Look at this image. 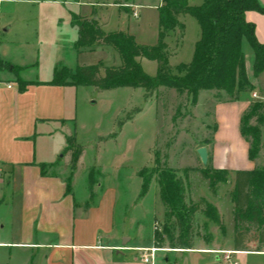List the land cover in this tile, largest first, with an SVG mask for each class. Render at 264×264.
I'll return each instance as SVG.
<instances>
[{
    "label": "crops",
    "instance_id": "crops-1",
    "mask_svg": "<svg viewBox=\"0 0 264 264\" xmlns=\"http://www.w3.org/2000/svg\"><path fill=\"white\" fill-rule=\"evenodd\" d=\"M11 1L21 3L24 0ZM115 1L94 0L87 3L91 9L82 13L80 0H42L36 4L48 6L51 10L12 12L6 16L5 23L0 21V32L4 33L3 39L0 33V264H143L138 250L154 248L153 225L151 236L146 241L132 242L128 239L127 245V241L121 244L124 233L113 231L116 202L113 196H106L108 188L104 192L101 190L102 196H106L104 202L98 200L95 203L98 195L93 186V200L89 201L88 173L92 167L83 172L86 192L76 199L75 180L84 154L75 171L71 172L69 154H64L66 149L61 151L59 148L62 128L72 123L76 126L79 93L85 94L83 91L91 87L50 84L55 66L62 64L73 72L78 67L97 64L117 67L121 63L118 54L110 47L77 50L78 30L72 24L71 16L89 20L96 18L104 32L127 33L139 43L132 29L145 26V20L151 19L150 11H156L158 18L162 4V0H127L120 6ZM24 2L29 4L27 0ZM258 2L264 6V0ZM188 4L195 6L190 0ZM111 16L116 18L115 27L110 25ZM182 16L185 15L179 17L181 23ZM245 20L254 24L256 39L264 44V15L249 11L245 13ZM175 33L177 31L168 37ZM168 37L165 43L173 51L169 64L176 49L167 43ZM243 45L247 49L245 42ZM92 54L99 55L100 59L92 60L88 56ZM103 58L111 64L103 63ZM136 61L143 71L144 66L152 62L142 58ZM180 64H169V67L174 69ZM156 69L149 76H155ZM250 80L256 88H261L256 79ZM199 95L200 92L197 100ZM144 105L154 111L155 119L154 107L149 103ZM228 108L233 111L227 113ZM247 109L246 100L242 103L241 100L218 103L214 110L215 130L208 145H204L208 168L228 172L225 184L230 186L229 197L223 204L218 187L215 194L208 195L209 187L203 180L205 195L196 199L202 198L216 208L223 231L203 218L207 237L197 235L189 250L158 249L155 264L162 261L158 253H163V257L172 253L191 255L197 258V264H223V255L219 252H233L232 258L243 255L260 257V260L254 258L252 264H264V249L258 253L235 252L233 249L235 172L264 168L258 159H248V145L240 134V120ZM143 110L125 122L110 143L117 144L120 139L135 142L138 136L129 131L134 130L135 118ZM227 121L231 124L233 141L241 146L240 157L225 148L230 144L220 143L226 139L222 131ZM64 137L68 138L66 134ZM93 168L97 170L95 166ZM100 176L104 180L102 173ZM188 199V202L196 201L193 196ZM161 208L164 210L162 205ZM225 217L229 218V227ZM164 261L166 264L167 259Z\"/></svg>",
    "mask_w": 264,
    "mask_h": 264
},
{
    "label": "trees",
    "instance_id": "trees-1",
    "mask_svg": "<svg viewBox=\"0 0 264 264\" xmlns=\"http://www.w3.org/2000/svg\"><path fill=\"white\" fill-rule=\"evenodd\" d=\"M189 0H162L158 9V41L154 46L138 45L134 38L123 32L106 33L94 19H82L71 16V22L78 30L77 50L94 46L112 48L119 56L120 65L105 67L102 64L78 67L70 72L62 64H57L50 82L57 86L92 87L99 91L119 88L144 90L147 99L160 88L175 90L179 95L189 98L191 104L197 102L201 91L223 92L232 100L249 91H264L256 88L246 71L244 42L252 53V77L264 73V44L255 36V26L245 20L249 11L264 15V6L258 0H204L199 6H190ZM127 0H116L123 6ZM181 15L193 18L200 29L195 43L192 59L188 64H180L174 69L169 67L168 59L172 52L165 43L169 34L177 31L176 48L183 38L184 25L179 21ZM142 58L156 63V75L149 76L136 61ZM0 67L2 63L0 62ZM235 100V101H236ZM254 104L264 103L253 100ZM257 106L245 113L240 120V134L249 143L248 159L255 160L264 140V114L257 119L256 126H249L248 120L257 110ZM139 112L138 109L134 113ZM131 119L127 116L122 125ZM116 133L108 138H115ZM263 136V138H262ZM64 154L70 156V171L76 169L83 155L81 147L73 137L66 139ZM201 176L208 182L212 193L219 184H225L228 178L226 170L203 169ZM178 171L161 168L158 165L143 168L137 176L141 179L138 199L146 196L153 179L159 188V199L165 210L166 223L160 233L156 225L153 228V245L157 249L189 250L194 243L193 221L200 213L208 223L223 231L218 212L214 206L202 200L199 204L186 203L185 180L177 176ZM186 180H187V174ZM90 199L93 200V169L88 173ZM233 249L235 252H261L264 246V168L251 172H235L234 190ZM175 231V232H174ZM176 233V234H175Z\"/></svg>",
    "mask_w": 264,
    "mask_h": 264
},
{
    "label": "rangeland",
    "instance_id": "rangeland-1",
    "mask_svg": "<svg viewBox=\"0 0 264 264\" xmlns=\"http://www.w3.org/2000/svg\"><path fill=\"white\" fill-rule=\"evenodd\" d=\"M24 1L21 3H16V1L14 3L11 0L0 1L1 23H5L6 16L12 12L27 11L36 13L41 10H51L48 6L38 5L42 0H27L29 4ZM93 1L80 0L82 3L80 6L82 13L91 9V6H88L87 3ZM202 1L190 0L195 6L201 5ZM95 8L99 10V8ZM137 11L142 12L140 10ZM149 13L151 19L145 20L146 25H141L140 28L132 30L139 43L154 46L158 41L159 19L157 18L156 11H150ZM152 16H155L154 21L152 20ZM181 18L184 32L179 46L177 48L175 46L178 33L167 38V43L170 47L176 49L174 57L170 60V65L189 63L192 59L195 43L198 41L200 35L199 26L193 18L187 15ZM133 22L131 24H134ZM116 23V18L111 16L110 25L115 27ZM1 36L3 39V32ZM173 37H175V40ZM139 43L137 44L141 45ZM243 50L246 56V71L249 78L252 79V53L245 46ZM88 56L92 60L100 59L99 55L92 54ZM103 63L111 64L105 58H103ZM148 64V66H144V72L148 75H153L151 73L154 72L157 65L155 62H149ZM255 79L260 87L263 88L259 89L264 91V75L253 78L252 81H255ZM83 92L86 95L84 93H79L78 95L76 126L72 123L67 128H62L59 148L61 151L67 148V138L64 137L66 134L68 137H73L76 145L83 150L84 156L75 180V197L77 200L86 192L85 174L83 172L89 167L93 169V180L96 182L94 190L98 195L94 199V202L102 200L103 203L104 197H114L116 205L112 217V225L114 232L124 233L121 244L127 241V245L128 239L132 242L138 240L146 241L151 236L152 225L153 228L156 225L159 232L162 233L163 226L166 223L164 217L165 210H162L160 205L159 188L155 179L151 181L146 196L143 199H138L141 179L137 174L143 168H147L149 171L150 168L158 165L161 168L177 170V176L185 180L187 184L186 203L188 205L199 204L204 200L196 198L197 196L202 197L205 195L206 187L203 184L204 179L200 172L208 168L209 165L207 163L204 166L201 163L197 150L204 147V145H208V140L214 133L215 106L218 103H229L236 99L232 100L231 97L223 92L212 91L208 93L207 91H202L197 102L191 104L189 98L185 95H179L175 90L166 88H160L147 99L144 98V91L142 89L119 88L110 91H99L91 87L86 88ZM251 95V92L247 91L243 95L238 96L237 101L241 100L242 103L246 100L248 103V113L254 105L258 107L247 122L249 126H256L257 119L264 114V103L259 105L254 104ZM144 103H149L154 107L155 119L154 111L152 112L148 107H145ZM137 108H140L138 110H145H143L142 114L136 116L134 121L135 128L129 131L130 134L135 133L138 136L135 138V142L128 143L126 139H120L117 144L110 143L111 139H108L107 136L117 134L119 132L118 123L123 122L129 115L131 117L134 116V111ZM232 111V109L228 108L226 112L230 113ZM230 126L231 124L227 121L225 129L222 131V135L226 139L220 143L221 145L224 142L227 145L230 144L229 147L225 148L232 150V153L235 152L236 156L240 157L241 146L233 141ZM246 143L249 148V143ZM57 144L56 146L58 147ZM261 144L257 159L259 160V164L264 166V140H262ZM221 148L223 149V147ZM94 166L97 170L93 168ZM101 173L104 175V180H101ZM185 174H187V180ZM204 181L206 182V186L209 187L207 185L208 182ZM98 184L103 185L104 188H99ZM217 187L219 189V191L217 190L219 192L218 195L221 197L223 204H225L229 197L230 186L228 184H219ZM107 188V195L102 196V193ZM210 194L213 195L215 193H212L209 188L208 195ZM192 196L195 197L196 201L190 200L188 202V198ZM203 218L200 213H197L194 217V237L197 235L199 237H207V225L204 223ZM225 222L226 226L229 227V218L225 217ZM233 224L235 231V222ZM262 249H264V246H262ZM163 255V253L157 254L158 257L162 256V259H159L162 260L159 264H165V259H167L166 264L198 263L197 258L191 257V255L174 253L166 254V257H163ZM254 258L260 260V257L243 255L235 256L233 261H236L237 264H252Z\"/></svg>",
    "mask_w": 264,
    "mask_h": 264
},
{
    "label": "built area",
    "instance_id": "built-area-1",
    "mask_svg": "<svg viewBox=\"0 0 264 264\" xmlns=\"http://www.w3.org/2000/svg\"><path fill=\"white\" fill-rule=\"evenodd\" d=\"M135 16V15H134ZM10 88V86H8ZM253 100H261L264 102V95L261 96L258 92H253L251 95ZM158 249L156 248H147V249H139L140 252V260L143 264H155L156 252ZM223 255L222 263L223 264H237L236 261H233L232 255L233 252H219Z\"/></svg>",
    "mask_w": 264,
    "mask_h": 264
},
{
    "label": "water",
    "instance_id": "water-1",
    "mask_svg": "<svg viewBox=\"0 0 264 264\" xmlns=\"http://www.w3.org/2000/svg\"><path fill=\"white\" fill-rule=\"evenodd\" d=\"M95 21H97L96 18H94ZM198 157L201 161V163L205 166L207 164V151L206 148L202 147L197 150ZM125 244V243H123Z\"/></svg>",
    "mask_w": 264,
    "mask_h": 264
}]
</instances>
